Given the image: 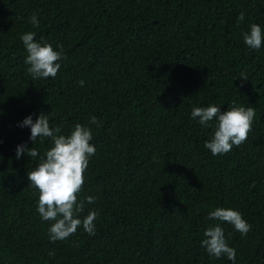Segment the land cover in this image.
<instances>
[{"label":"trees","instance_id":"trees-1","mask_svg":"<svg viewBox=\"0 0 264 264\" xmlns=\"http://www.w3.org/2000/svg\"><path fill=\"white\" fill-rule=\"evenodd\" d=\"M252 24L264 32V0H0V264H233L201 246L215 225L234 264H264V43L245 45ZM26 32L62 50L55 78L27 73ZM210 105L255 109L227 154L204 147L214 121L191 118ZM41 113L58 135L92 131L78 199L96 198L79 217L99 213L94 235L81 226L52 243L37 212L28 173L40 157L16 150L52 146L19 126ZM216 208L240 212L247 235L209 220Z\"/></svg>","mask_w":264,"mask_h":264},{"label":"clouds","instance_id":"clouds-1","mask_svg":"<svg viewBox=\"0 0 264 264\" xmlns=\"http://www.w3.org/2000/svg\"><path fill=\"white\" fill-rule=\"evenodd\" d=\"M244 20V13L238 17V22ZM33 27H39V21L35 14L29 18ZM35 32H26L20 36V40L26 49L27 56L24 63L28 66L27 73L33 80L55 78L63 57L62 50L55 51L51 44L35 41ZM43 40V37H41ZM245 45L251 50H259L264 43V32L257 24L250 25V31L243 34ZM81 87L84 81H79ZM256 112L253 107L232 106L227 111H221L215 105L208 107H193L191 118L200 125L213 127L209 122L214 121V131L211 139L206 141L204 147L210 150L213 156L227 154L233 146L239 147L247 139L252 130ZM91 124L99 126L95 116L91 117ZM20 127H29L30 140L33 145L39 139L43 143L46 139L52 141V146L40 156L35 148L27 145H19L16 150V158L22 154L35 159L40 157L39 163L28 173L29 187L38 192L37 212L42 221L52 222L48 229L49 239L52 243L67 240L74 235L78 228L83 227L89 235L95 234L94 221L99 213L91 210L83 218H79L85 209V203L94 204L93 196L78 199L85 183L84 174L88 168L89 158L96 152L92 141V131L89 127L76 124L70 135H58L60 128L52 129L47 115L41 113L35 122L32 117H27ZM254 186V185H253ZM209 220L228 223L241 235H247L251 226L243 219L240 212L232 209L216 208L207 217ZM204 239L201 246L205 248L210 257L220 259L226 256L228 260L235 262V249L228 246L224 230L215 225L204 231ZM54 255V253H49Z\"/></svg>","mask_w":264,"mask_h":264}]
</instances>
